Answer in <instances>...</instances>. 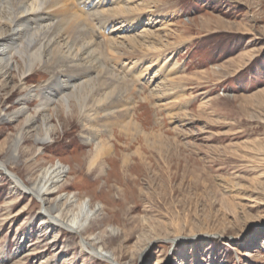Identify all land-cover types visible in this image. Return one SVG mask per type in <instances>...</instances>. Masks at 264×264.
Listing matches in <instances>:
<instances>
[{"label": "rangeland", "instance_id": "374dc122", "mask_svg": "<svg viewBox=\"0 0 264 264\" xmlns=\"http://www.w3.org/2000/svg\"><path fill=\"white\" fill-rule=\"evenodd\" d=\"M161 1L149 2L134 31L158 29V43L172 46L169 54L167 47L148 53L156 62L142 78L122 58L104 63L129 86L125 94L136 124L125 128L128 118L106 120L100 113L101 137L112 145L109 158L89 168L93 146L81 141L79 119L53 117L50 142L38 149L25 139L7 166L27 182L60 161L67 172L58 192L101 205L98 215L80 234L42 227L39 201L10 192L0 166V264L44 258L45 264H264V0ZM153 11L162 14L148 20ZM165 53L174 70L159 58ZM179 76L183 92L162 94V83ZM17 77L0 92V110L19 105V90L3 99ZM48 79L36 70L26 85ZM23 119L0 122V160L8 158ZM100 234L99 245L116 261L80 251L79 241ZM31 248L35 253L22 260Z\"/></svg>", "mask_w": 264, "mask_h": 264}, {"label": "bare ground", "instance_id": "6f19581e", "mask_svg": "<svg viewBox=\"0 0 264 264\" xmlns=\"http://www.w3.org/2000/svg\"><path fill=\"white\" fill-rule=\"evenodd\" d=\"M135 1L0 0V92L6 91L18 76L15 85H11L10 92H6L3 98L5 103L19 90V105L12 111L1 109L0 122H11L20 115L24 116L22 126L9 145L8 158L1 159L0 166L10 179V192L14 195L29 194L39 201L42 227L57 229L59 233L64 229L72 234H80L96 218L102 206L97 204L91 207L88 200L77 201L74 195L58 192L61 189L59 183L67 172L60 161L41 168L27 182L19 179L7 166L11 164L10 160L17 159L19 147L25 139H32L38 149L50 142L51 134L56 131V127L50 124L53 117L57 120L79 119L81 141L93 146L88 160L89 168L109 158L112 150L111 141L101 137L100 113H104L106 120L128 118L123 126L129 129L136 127L130 119L125 94L129 86L104 63L108 59L115 61L122 58L129 72L142 78L149 74L156 62L148 53L167 47L164 51L169 54L172 46L165 42L158 43L160 39L155 35L158 29L134 31L140 26L149 2L159 4L162 1ZM154 12L152 16L147 15L148 20H156L158 14H162L161 11ZM94 29L97 35L93 33ZM98 35L101 38L99 41L96 39ZM166 53L159 57L161 61L168 59ZM139 56L145 57L140 63ZM166 64V67L170 66L169 70L175 69L172 67L176 63L171 60ZM41 69L49 74V79L37 86H27L26 79ZM184 79V76L168 79L162 83L163 89L160 87L159 90L164 95L168 94V90L173 93L171 90L174 89L181 93L185 88ZM172 97L177 99L178 93L172 94ZM33 100L37 104L32 112H28L27 108ZM128 158L126 155L121 157L122 166L126 167ZM54 194L57 195L51 198ZM111 231L115 232L114 229ZM98 239L102 240L101 234L82 239L78 243L80 251L85 250L90 259L116 261L115 254L99 245ZM22 242L23 237L17 241L15 253L22 250ZM34 253V248L27 250L22 260ZM46 262L49 260L44 258L38 264Z\"/></svg>", "mask_w": 264, "mask_h": 264}]
</instances>
